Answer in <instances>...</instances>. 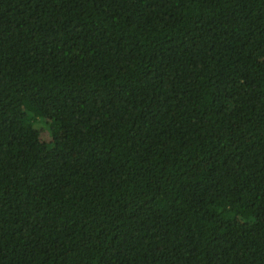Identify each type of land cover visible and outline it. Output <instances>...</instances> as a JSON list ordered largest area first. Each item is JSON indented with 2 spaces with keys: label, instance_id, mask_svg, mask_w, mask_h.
I'll return each mask as SVG.
<instances>
[{
  "label": "trees",
  "instance_id": "trees-1",
  "mask_svg": "<svg viewBox=\"0 0 264 264\" xmlns=\"http://www.w3.org/2000/svg\"><path fill=\"white\" fill-rule=\"evenodd\" d=\"M0 264H264V0H0Z\"/></svg>",
  "mask_w": 264,
  "mask_h": 264
},
{
  "label": "rangeland",
  "instance_id": "rangeland-1",
  "mask_svg": "<svg viewBox=\"0 0 264 264\" xmlns=\"http://www.w3.org/2000/svg\"><path fill=\"white\" fill-rule=\"evenodd\" d=\"M47 133H49V131H47Z\"/></svg>",
  "mask_w": 264,
  "mask_h": 264
}]
</instances>
